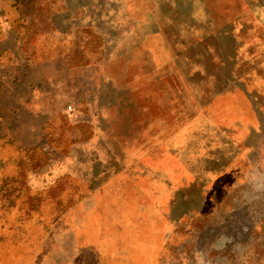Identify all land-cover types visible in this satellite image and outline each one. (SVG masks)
<instances>
[{"label": "rangeland", "instance_id": "rangeland-1", "mask_svg": "<svg viewBox=\"0 0 264 264\" xmlns=\"http://www.w3.org/2000/svg\"><path fill=\"white\" fill-rule=\"evenodd\" d=\"M189 1L161 0L145 8L124 0H0V44L4 40L13 48L17 45L22 49L20 61L39 67L44 63L46 68L43 81L37 80L36 70L34 88L44 92L40 102H32L36 111L44 112L35 116L36 129L43 128L35 134L38 146L18 149V161L3 165V171L20 174L16 178L3 173L0 178V264L39 250V244H25L27 237L39 235L30 221L57 218L61 195L63 202L66 197L67 204L72 203L77 181L71 174L59 176L60 169L70 173L71 161L80 162L86 151L97 159L109 158L105 164L99 162L98 171L128 166L132 157L152 150L127 147L130 141L138 144L145 135H155L148 131L154 123L153 104L149 127L139 130L149 114V93L160 88L164 106L171 92L178 93L179 107L186 105L188 64L204 59V45L219 39L206 36L203 8L208 3L222 7L213 2L218 0H194L192 14ZM10 62L8 54L0 55V64ZM193 76L197 93L203 84ZM12 87L1 86V110L9 111L12 94L16 101L17 94L33 92L25 87L17 93L10 91ZM164 110L168 124L170 107ZM1 122L0 116L4 135ZM202 127V116H195L194 131L188 130L187 117L180 116V142L172 145L168 132L164 155L201 159ZM83 141H93L94 148L85 150ZM1 146L7 153L13 150L9 143ZM253 160L243 158L236 171L210 176L202 195V181L192 185L183 171L178 172V222L163 224L162 237L148 244L137 264H264V149Z\"/></svg>", "mask_w": 264, "mask_h": 264}, {"label": "crops", "instance_id": "crops-1", "mask_svg": "<svg viewBox=\"0 0 264 264\" xmlns=\"http://www.w3.org/2000/svg\"><path fill=\"white\" fill-rule=\"evenodd\" d=\"M193 1H189L192 2V14L196 9ZM124 2L142 4L146 8L161 0ZM213 2L222 7L216 9L213 3H208L203 8V19L208 21L204 30L206 36L210 34L219 39L213 45H204V59L190 60V76L187 77L190 85L187 89L190 90L186 93V105L179 107L182 97L171 92L170 102L164 106L160 88L154 94L149 93V102L145 99L146 111L149 112L150 104H153L154 123L150 128L152 118L149 112L144 124L139 123V130L149 127L148 131L155 135L153 138L151 134L145 135L138 144L132 145L130 141L127 147H150L154 152L150 150L135 155L132 157L134 162L130 163V160L128 166L117 171H98L99 162L105 164L109 158L100 157L99 160L95 158L96 154L92 156L86 151L80 162L77 159L71 161L73 170L70 173L60 169L59 176L71 174L77 181L73 186L75 196L72 203L67 204L66 197L63 202L61 195L57 218L43 216L30 221L29 226L37 229L39 235L33 239L27 237L25 244H39L40 249L14 255L10 264H137L148 250V244L154 245L157 238L162 237L163 224L172 226L178 222L175 207L179 203L178 172L183 171L192 185L196 180L202 181L198 188V194L202 195L210 183L208 181H212L210 176L216 178L236 171L237 163L243 158L252 163L253 156L264 149V0ZM216 20L220 23L211 22ZM6 35L13 37L10 31H6ZM2 42L0 55L8 54L11 62L4 66L0 64V92L3 91L1 86L8 83L13 86L10 91L19 93L20 89L27 87L33 92L26 96L17 94L16 101L12 94L9 111L0 109L1 130L4 132L0 135L1 179L3 173L19 176L18 171H3V165L8 161H18V149L31 150L38 146L40 139L37 140L35 134L43 128L36 129L35 116L43 111H36L32 102H40L39 95L44 90L34 88L36 70L37 80L43 81L42 76L46 77L44 63L39 67L20 61L22 49ZM191 74L197 75L203 84L197 93L192 89L196 80ZM150 96H153V103ZM163 107H170L171 118L169 123L165 122L168 124H164L166 113ZM184 115L189 131L195 130V116H202L204 151L199 160H184L170 152L164 155L162 151L167 146L168 132L170 143L179 144L177 133L180 116ZM93 141H83L85 150L94 148ZM3 143H9L13 150L7 153L1 146ZM186 146L190 147V144ZM163 157L167 158L168 165ZM14 244L11 241V246ZM151 247L150 251L153 250Z\"/></svg>", "mask_w": 264, "mask_h": 264}]
</instances>
